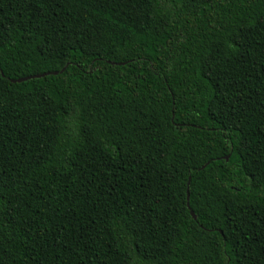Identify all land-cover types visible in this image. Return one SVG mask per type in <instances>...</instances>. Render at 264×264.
Here are the masks:
<instances>
[{
    "label": "trees",
    "instance_id": "obj_1",
    "mask_svg": "<svg viewBox=\"0 0 264 264\" xmlns=\"http://www.w3.org/2000/svg\"><path fill=\"white\" fill-rule=\"evenodd\" d=\"M0 264H264V0H0Z\"/></svg>",
    "mask_w": 264,
    "mask_h": 264
},
{
    "label": "water",
    "instance_id": "obj_2",
    "mask_svg": "<svg viewBox=\"0 0 264 264\" xmlns=\"http://www.w3.org/2000/svg\"><path fill=\"white\" fill-rule=\"evenodd\" d=\"M51 75H56V73H52ZM45 77V75H37V76H33V77H29V78H24V79H19V80H16V81H12V83H20V82H24V81H27V80H30V79H40V78H43ZM226 161L228 160L227 158L225 159ZM203 169V168H202ZM189 184H190V178H188V182H187V192H186V195H187V203L189 201V191H188V187H189ZM188 209H189V206L187 205ZM190 215L193 219H195V215L193 214V212L190 210Z\"/></svg>",
    "mask_w": 264,
    "mask_h": 264
}]
</instances>
